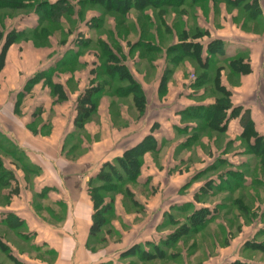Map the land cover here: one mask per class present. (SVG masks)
<instances>
[{"label":"rangeland","instance_id":"rangeland-1","mask_svg":"<svg viewBox=\"0 0 264 264\" xmlns=\"http://www.w3.org/2000/svg\"><path fill=\"white\" fill-rule=\"evenodd\" d=\"M16 1L0 0V52L3 49L5 54L7 34L24 31L13 42L15 46L12 48L13 52L8 55L7 62L5 63V56L3 60L0 59L1 205H4L7 199L5 196V191H7V189L5 190V167L12 171L15 177L20 178L21 184L26 182L25 187L22 186V190L30 189L33 193L37 186L29 179L34 173H43L45 170L57 172L62 177H66L64 181L70 184L72 178L70 179L69 176L73 173L71 168L67 167L68 163L83 157L86 162L91 161L89 163L90 169L96 166L94 171L97 175L105 163L114 162L116 158L114 155L117 154L119 148L118 141H116L119 139L118 133H109L112 132L110 123H108L107 133H99L97 130H93L94 127L97 129L99 122L97 114H93L90 124L85 129L71 126V115L74 109L73 98L59 100L57 103L50 102L46 90H42L38 85L30 92L25 93L24 91H27L30 85L27 82L29 78L36 75L40 70L50 69L53 65V70L57 68V73L61 74L58 75L60 77L68 76L70 78V73H73L72 83L69 86L80 89L83 87L84 78L88 76L85 67L88 62L83 65L80 64L84 53L85 58L89 62L92 61L90 64L93 67L91 68V75H94L95 79L98 76H103L105 79L102 80L105 82V87L98 88L96 92L99 93L100 97L107 92V101L102 98L100 108L105 107V103L109 101L112 118L117 125L123 124L122 126H124V123H129L130 117H134L135 114L128 98L124 97L119 101L113 98L115 96L113 92L117 86H119V90L128 91L131 83L127 81V85L123 86L125 80L116 82L114 81L116 76L110 78L112 76L102 75L103 68L101 65L104 56H106L103 46L106 45L107 49H118L117 47L126 49V44L135 38L134 30L140 31L139 39L141 40L138 41L140 44L146 41L148 44L157 43L162 46H164L163 44L167 45L170 41L173 43L175 41L170 39L171 35H161L154 28L162 22L160 17L162 13L176 12L178 14L179 9L160 7L156 10L149 7L145 12L141 9L140 11L133 9L127 14V18L126 14L103 9L102 2L105 0H21L24 3L18 9L11 7V3L14 5ZM59 1H62L59 4L61 10L58 14L55 12L51 18L50 15L53 12L48 10L45 3L56 4ZM182 7L188 15L184 18L185 21H182L181 17L179 20H174L173 27L177 28V31L175 30L177 33L182 26H187L189 33L178 34V38L182 40L185 37L187 41H192L189 39L194 36H201L203 32L199 30L195 32L196 22L188 12L189 8L187 5ZM46 8L47 10L43 11ZM201 8L203 11H209L210 6L203 4ZM243 15L245 17V13ZM251 16H246L245 21L249 24L247 29H260L262 27L261 18H258L254 13ZM205 21L210 23V16H206ZM114 27L120 28L117 36L110 32V29L112 30ZM99 39L105 41L106 44L99 42ZM138 49L135 66L139 64L142 69H146L147 73H151L153 76L156 71L151 65L153 61L160 58V54L158 52L147 53L140 46ZM186 49L189 54L194 55L192 51L190 52L189 47ZM219 53L220 59H217L216 56L206 58L204 53L200 63L187 56L182 63L172 67L174 71L179 70L178 75H175L174 71L171 73L170 79L173 82H179L180 80L177 79L179 77L185 79L183 84L185 90L179 89L180 93L181 91L182 94L184 93V97L197 100L202 95L205 100L214 101L213 105L217 98L226 97L224 93L217 90V85H214L211 79L215 67L220 62H224V75L229 70L226 54L222 50ZM171 55H173L172 52ZM124 56L125 58L127 56L128 59L129 55L126 53ZM117 59H122V55ZM203 61L206 63H202ZM61 62H64V64L62 63L63 66L57 67L56 65ZM29 67L32 68L28 69ZM115 70L118 69L112 70V73L116 72ZM10 79L11 81H9ZM229 80L230 82L233 81L231 77ZM199 85L204 86L202 93H199L200 95L197 94ZM221 87L224 88V86ZM178 88L179 84L177 83L171 85V92H175ZM147 89L151 90L148 87ZM16 92L24 94L22 97L24 105L22 106H25L26 103L28 107L37 109V106L40 105L38 106L39 109L44 108L43 110L50 106L48 114L40 117L45 124L36 137L31 136L28 132L27 134L17 133L13 135L5 129V124H12L13 122L9 106L14 100ZM98 101L99 97L95 100L94 107H97ZM119 102L124 108L123 111L126 112L125 119L116 115L115 111L118 109L119 104L117 103ZM256 103L258 106L260 103L259 108L264 110V101L258 98L253 104ZM193 106L186 105L180 116H169L161 121L163 125L157 122L160 129L168 122L169 127H171V121L183 123L181 128L185 135L188 134L187 139L196 140L197 143L200 140L204 141V144L200 143L199 147H196L198 144L194 145L195 142L190 147V161L188 159L185 162L163 165L158 169L162 171L158 173L156 166H153L152 161H150V156H147L148 161L142 170L143 176H146L145 181L151 180L148 177L157 178V181L151 182V188H147L145 183L143 185L141 182L137 183V176H127V173L131 174L133 164L129 165V170L123 171L121 174L120 169L117 170L116 166V171H119V174L112 173L106 181L95 179L96 175L94 179L91 180V177L88 179L87 190L94 199L93 202L98 205L99 201L102 200L104 201L103 205L107 206L106 212H103L106 222L95 238V243L105 239L106 242L103 245L100 243V246L105 247V256L115 262L111 261L106 264H224L241 261L233 260L237 256L257 257L258 254L248 248L258 245V242L255 241L257 232L255 233L254 229L257 228V223L262 219V216L264 217V165L260 161V154L256 152L255 148L248 146L249 144H244L242 140L237 145L239 147L233 148L235 152L226 151L228 156L224 157L225 149L221 148V143L227 135L222 128L226 118H228L227 114L219 127L215 126L218 121L211 117L213 125H210L216 129H207L204 126V119L209 118L208 106L204 104L201 106L202 108L199 105ZM202 113L204 114L202 115ZM245 118L244 113L241 120H245ZM108 130L110 131L108 132ZM172 131L179 130H175L172 124ZM180 133H176V136H180ZM16 135L21 139L23 136L29 144L30 142L39 144L41 140L42 147L39 146L41 144L34 145L35 148L26 147L27 145L23 147V143L19 138L17 140ZM145 139L148 140L149 136ZM62 141L63 147L57 146L54 149L49 145V142L60 145ZM144 146L147 149L151 148L150 153L157 159V154L152 151L154 150L153 146H149L147 142ZM257 147L258 145H256V149ZM240 148L244 152L248 151L251 157L249 156L244 160L239 155ZM144 152L141 151V155L138 156L139 163L144 161ZM209 154L212 155V158L207 160ZM109 156H112V159L108 158L104 161ZM241 162L246 163L245 168L240 169ZM92 165L93 168H91ZM149 169L154 175L148 174ZM168 170L167 174L166 171ZM137 172H140V166ZM191 174L195 175L191 176ZM182 175L185 176V180L181 178ZM255 176L257 178H252ZM76 178L73 181H77ZM12 179L7 185L9 190L18 187L17 181ZM160 188L161 194H157ZM130 189L135 190L136 200L129 195ZM194 193L198 194V199L194 197ZM114 198L117 199L116 206H123L125 209V211L117 213L118 215L113 211L111 212L116 204ZM197 201L199 203H196ZM3 213L6 212L0 209V216ZM97 214L99 215V213ZM248 220L252 221V226L247 229L244 223H247ZM113 223H117L118 227L116 225L115 228ZM259 228L264 230V225ZM233 252L234 255H231ZM224 260L229 261L224 262ZM242 262L250 263L245 260ZM251 264H264V262Z\"/></svg>","mask_w":264,"mask_h":264},{"label":"crops","instance_id":"crops-1","mask_svg":"<svg viewBox=\"0 0 264 264\" xmlns=\"http://www.w3.org/2000/svg\"><path fill=\"white\" fill-rule=\"evenodd\" d=\"M203 4H208L210 6L209 11L201 10V6ZM184 5H187L189 8L188 12L192 15V18L196 22L194 28L195 32L196 30L203 32L201 36H195L192 37V39H189L192 40V42L201 44L200 58L202 59V56L205 53L206 58L216 56L217 59H220L218 54H220L219 51L221 50L216 48H213L212 50L207 49L208 45L213 40L218 39L222 43V51L226 54L225 57L227 58L226 62L229 70L224 75V62H220L219 65L215 67L214 73L211 75V79L214 85L217 83L218 85L224 86V88L230 92L229 98L233 106H242L240 113L236 116H230L231 108L226 110L228 118H226L224 123L225 125L222 129L224 130L223 132L226 133L227 137L224 141L222 140L221 143V148L225 149L224 157L228 156L226 151H231V153L235 152L233 151L235 150L233 148L239 145L240 141L243 140L244 144L248 145V142L242 135L244 121L241 120V117L244 113L246 115L245 119L250 118L252 120L254 130L259 135L264 136V110L259 108L260 103L259 106L257 103L255 105L253 104L258 98L264 101V0H181L178 5L164 4L162 6L146 5L144 8L130 7L125 12L109 9L103 6V9L107 11H116L123 15L126 14V17L133 9L139 11L141 9L145 12V10L149 7L156 10L160 7L179 8L178 14H176V12L162 13L160 15L162 22L160 21L161 23L159 26L154 28V30L161 35H171L170 39H173L175 42L171 43L170 41L167 45L163 44L164 46L157 43L148 44V41H143L144 43L140 44L138 42L141 40L139 39L140 31L134 30L135 38L131 39V41L126 44V49L120 47H117L118 49H109L117 57H121L122 55V59L117 60V63H122L126 69V74L123 76L120 75L118 71L112 73V71L110 72L106 69V64L111 65L114 62L108 61L106 56H104V60L101 65L103 68L102 75L108 77L112 76L110 78H115L114 76H116L118 78L114 80L116 82H122L125 80V82H123V86L127 85V81H131L128 78L130 75V77L139 85L144 96L142 108L140 109L137 106L134 93L131 90H119V86H117V88L114 89L113 93L115 96L113 98L119 101L124 97L128 98L129 104L133 109L132 111H134L135 114L134 117H130V122H127V124L124 123V126H122L123 124L117 125L116 121L112 118L109 101L105 103V107L100 108L101 99L105 98L107 101V92H105L101 97L99 96V93L95 94L94 102L99 97L97 107L95 106L92 108L91 113L84 120L83 125L79 127V129H85L88 127L93 114L98 115L99 121L97 123V129L95 127L93 129L92 127L93 130H97L99 133H107L108 123H110V127L112 128V130H110L112 132H109L110 130H108V132L118 133L117 136H119V139L116 140L118 141L119 148L117 149V154H115L114 157L122 155L124 150L138 144L141 145L143 142H147L151 147L153 146L154 150L152 151L157 154V159H155L153 154L150 153L151 148H146L143 153L144 161L140 163V172H138L136 178L137 183L141 182L142 185L145 183L147 188L152 186V181H157V178L155 177H148L151 180H148L149 182L145 181L146 176H143L144 173L142 170L146 161H148L147 156H150V161H152L153 166H156V170L160 173L162 170L160 171L158 169L163 165L187 161L189 159V154L191 153L190 147L194 142V145L198 144L196 147H199L200 143L204 144V141L202 140L197 143L196 140L187 139L188 134L185 135V132H183L181 128L183 123L171 121V127H169L168 122L162 129L158 128V123H161V121L172 115L180 116L186 105H199V107H201L204 104L209 107L212 106L214 102L205 100L202 95L199 96L197 100L191 97H184V93L182 94V91L185 90V88H183L185 79H182V77H176L180 80L179 82H173V80L170 79V75L174 71L172 67L182 63L185 57L189 56L194 58L198 63L201 62L195 57V54L193 55L187 52L182 53L180 47H178V43L181 41L178 38V34L185 35L186 33H189L188 28L185 25L182 26L177 33H175L177 28L173 27L174 20H179L181 17L182 21H185L184 18H186L188 13L183 10L182 6ZM206 11L208 13H205ZM244 13L245 17L243 15ZM252 13L258 16V18H261L263 28L261 27L258 30H252L251 28V30L247 29L249 24L245 21L246 16H251ZM151 14H153L154 17V13L152 12ZM206 16H210V23L205 21ZM118 28L114 27L112 30L110 29V32L117 36L118 32H120V28ZM100 41L101 43L103 42L99 39V42ZM106 42L108 41L106 40ZM104 43L105 41L103 44ZM14 44L15 43L10 44L5 52V63L7 62L8 55L13 52L12 48L15 46ZM138 46H140L142 50H145L147 53L158 52L160 54V58L153 61L151 65V67L156 71L153 76L151 73L148 74L146 69H142L139 64L135 66L139 50ZM103 48L104 50H108L106 45H104ZM171 52L173 55H171ZM126 53L129 55L128 59L127 56L126 58L124 56ZM236 58L241 59L240 68L231 66V60ZM140 60L142 59L140 58ZM85 62H88L85 65L86 70L88 71V76L84 78L85 81H83V87L80 89L70 88L69 86V84L72 83L73 73H70V78H68V76L60 77L58 75L61 74L57 73V68L53 70L54 66L52 65L50 69L45 68L38 71L36 75L30 77L27 81L30 85L28 86V90L24 92H30V90L38 85L42 90H46L47 96L50 98V102L54 101L53 103H57L59 100L73 98L74 109L71 115V126H75V105L79 93H81L86 87L95 86L96 84H99L98 86H95L97 89L105 87V82L102 81L105 80L103 79V76L96 77V80L95 77H93L94 75H91V68L93 67H91L90 64L92 61L89 62L83 53L80 64L83 65ZM62 63L64 64V62H61L55 65L57 67L59 65L63 66ZM202 63L206 62L203 61ZM244 67H247L246 70ZM31 68L32 67H29L28 69ZM178 71L179 70H175L173 73L178 75ZM229 77L232 78V82H230ZM9 81H11V79ZM175 83L179 84V88L175 92H171V85ZM147 87L151 90H148ZM180 88L182 90L181 93L179 91ZM203 89L204 86L201 87L199 85L197 94H201ZM217 90L219 91L218 88ZM179 94L182 95L177 97ZM23 96L24 94L22 95L21 92H16L14 94V100L9 106L13 122L12 124H5V129L13 135L17 133L27 134L28 132L31 136L36 137L37 134H40V131L42 130L41 127L45 124L40 117L48 114L50 106L45 108V110H43L44 108L39 109L38 106L40 105L37 106V109L32 108L31 106L28 107L26 103L25 106H22L24 105L22 100ZM117 104H119V106L115 111L116 115L117 117L120 116L124 118L126 112L123 111L124 108L121 106L120 102ZM203 114L204 113H202V115ZM204 122V126H206L207 129H216L208 123L207 119H204ZM172 124L174 125V129L179 131H172ZM160 125L163 124L161 123ZM176 133H180V136H176ZM147 136H149L148 140L145 139ZM16 138L18 140L19 137L16 135ZM19 140L23 143V147L24 145H27L26 147L35 148L33 146L39 144H41L39 146L42 147L41 140L39 141V144L32 142L29 144L24 140L23 136L22 139L19 138ZM49 145L54 149L57 146L63 147V141L60 145L58 143L53 144L50 142ZM238 152L244 160L250 156L248 151L244 152L242 148H240ZM210 155L211 154L207 156V160L212 158V155ZM254 157L256 156L254 155ZM108 158L112 159V156L106 157L104 161ZM188 161H190V159ZM90 162L91 161L86 162L82 157L67 164V167L71 168L73 173L69 176L70 179L72 178V182L70 184H67V182L64 181L66 177H62L60 173L57 172L45 170L47 172L44 171L43 173L38 174L34 173L31 176V179H29L30 182L32 180L33 183L36 184L34 185L37 186V189H35L36 187L34 186L35 191H33V193L30 189L27 191L24 189L22 190V186L25 187L26 182L23 183L24 185L21 184L20 178L15 177L13 174L12 180L17 181L16 185L18 187L13 190H9V186H7L9 184H5V190L7 189V191H5V196L7 199L5 200L4 205L0 204V209L6 212L0 216V218L2 217L0 219V232H2V235L0 236V264H106L111 261L115 263L114 260L105 256V247L102 248L100 246V243L103 245L106 242L105 239L96 242L97 245H94L96 244L95 238L90 236V226L95 207L91 194L89 193V190H87L88 186L86 183L90 177L92 180L96 175L94 171L96 166L94 169L92 165L91 168L93 169H90ZM242 162L240 169L245 168L246 163ZM247 162L249 161L247 160ZM167 172H169V170L166 171V173ZM148 174L152 175V170L149 169ZM194 175L195 174H191V176ZM74 178H76L77 181H73ZM181 178L185 180L184 175H182ZM252 178H257V176ZM95 179L98 178L96 177ZM157 194H161V188ZM129 195L136 200V192L134 189H130ZM194 197L198 199V194L194 193ZM113 200L116 203L117 199L114 198ZM196 203H199V201ZM116 205L117 203L111 212L113 211L116 215H118L117 213L125 211L123 206L119 207V205ZM251 223V220L244 223L247 229L252 226ZM113 224L116 228L117 223ZM261 225H264L263 216L262 219L258 221L257 228L254 229L255 233L257 232V239L255 241L258 242V245L248 248L249 250H253V252L257 253V257L249 258L245 255V257L237 256L233 258V260H245L250 263L264 262V230L259 228ZM261 244L262 246H259ZM231 255H234V252ZM226 261L229 260H224V262Z\"/></svg>","mask_w":264,"mask_h":264},{"label":"trees","instance_id":"trees-1","mask_svg":"<svg viewBox=\"0 0 264 264\" xmlns=\"http://www.w3.org/2000/svg\"><path fill=\"white\" fill-rule=\"evenodd\" d=\"M180 1L181 0H105L104 2H102V4L106 8L125 12L130 7L143 8L146 5L162 6L164 4L165 5H178L180 3ZM61 2L59 1L58 3H56L57 5L52 4V3H45V5L48 6V10H51L50 12H53L50 15L51 18L53 17L52 15H54L55 12H56V14H58L59 11L61 10V7L59 5ZM23 3H24L23 1L17 0L14 5H13V3H11L12 4L11 7L18 9V8H21L23 6ZM46 10H47V8L43 9V11H46ZM23 32L24 31H15V32H10L9 34H7L8 36H6V39H5V52L8 48V46L10 44H12L16 39H18ZM183 38L184 39H182L181 42L178 43V47H180L182 53H184V52L189 53L186 49V47H189L190 52L192 51L195 54V57L198 60H200L201 59L200 58V52H201V47H202L201 44H199L197 42L187 41L185 37H183ZM213 48H216L218 50H223L222 43L218 39L213 40L208 45V49L212 50ZM2 50L0 52V59L1 60H3L4 56H5V54L3 53ZM105 51H106L105 54H106L107 60L114 62L111 65L106 64V69L110 72L114 69H118L115 71H118L120 73V75L123 76L124 74H126L125 73L126 69L124 68V65L122 63H117V60H118L117 56L114 53H112L109 49L108 50L105 49ZM240 62H241L240 58L232 59L231 60V66L232 67L235 66L236 68H240V65H241ZM246 68L247 67H244L245 70H246ZM128 78L131 80L130 81L131 86L128 89L134 93L135 102H136L137 106L141 109L142 105L144 103V96L142 94V91H141L139 85L130 77V75L128 76ZM216 85H217L219 91L224 93L226 95V97L217 98V101L214 103V105L208 107L207 111H208V117L209 118H207V121L209 124L213 125L211 123V121L213 120V119H211V117H212L218 121V123H215V126L219 127L221 122H222V119L226 116V110L227 109L231 108L230 116H236L240 113L241 107L240 106L232 107L231 101L229 98L230 92L228 90H226L225 88L221 87V85H218L217 83H216ZM96 90H97L96 87L89 86V87H86L77 96L76 105H75L76 112H75V117H74V124L77 128H79L83 125L84 120L91 113L92 108L94 107V96L96 94ZM243 121H244V129H243L242 135H243L244 139L248 142L249 146L251 148H255L256 152L260 154V161L264 165V136L259 135L254 130L253 122L250 118H247ZM256 145H258L257 149H256ZM145 149L146 148H145L144 144H143V146H142V144L141 145L138 144L134 147L126 149L122 155L115 158L113 163H111V162L105 163L100 168V170L98 171L96 177L102 181H106V180H108L109 176L112 173L119 174L118 173L119 171L118 172L116 171V166H117V170L120 169V174H121V172H123V171L126 172V170L130 169L129 168L130 164H133L134 167H133V169H131V171H132L131 174L127 173V176L136 177L137 173H138L137 171L139 170V166H140L138 156H140L141 151L144 152ZM105 166H107V167L105 168ZM127 172H130V171H127ZM4 173H5V184H8L9 180L11 178H13L12 171L8 170L5 167ZM1 177H3V176L1 175ZM102 202L103 201L100 200L98 205L93 202L94 207H95V211L93 213L92 223L90 226V236L94 237V238H96L97 234L101 230L102 225L105 224V222H106L105 221L106 219H104V217H103V212H106L107 206L106 205L104 206ZM97 213H99V215ZM224 264H251V263H244L242 261H233L231 263H224Z\"/></svg>","mask_w":264,"mask_h":264}]
</instances>
